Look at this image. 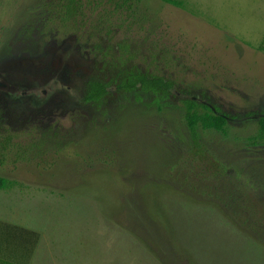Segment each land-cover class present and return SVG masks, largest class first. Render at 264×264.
I'll list each match as a JSON object with an SVG mask.
<instances>
[{"label":"rangeland","instance_id":"374dc122","mask_svg":"<svg viewBox=\"0 0 264 264\" xmlns=\"http://www.w3.org/2000/svg\"><path fill=\"white\" fill-rule=\"evenodd\" d=\"M88 1L90 21L100 20V6L113 8ZM177 1L132 0L127 27L84 39L42 27L50 0H0V101L13 119L46 117L29 159L0 166V177L15 182L0 189V231L30 232L0 250V262L264 264V146L198 129L197 149L174 100L158 109L150 97L110 90L80 101L88 78L112 76L91 42L116 52L127 38L122 54L131 49L140 66L164 64L180 92L199 86L198 97L203 91L225 111L264 113V0ZM28 24L39 46L24 36ZM36 89L45 99L28 95ZM253 118L231 123L232 134L253 133ZM219 176L239 187L234 195L216 185Z\"/></svg>","mask_w":264,"mask_h":264},{"label":"trees","instance_id":"16d2710c","mask_svg":"<svg viewBox=\"0 0 264 264\" xmlns=\"http://www.w3.org/2000/svg\"><path fill=\"white\" fill-rule=\"evenodd\" d=\"M163 1L171 3L175 6L179 5L177 0ZM102 2L103 0L99 3L101 4ZM107 2L109 4H113V8L108 6L106 9L105 7L100 6L96 15H99L98 17H101L102 19L100 18V20L90 21V17L93 14L90 5L92 4L91 1L50 0V2L47 3L49 5L46 13L44 16L42 15V17H45L42 27L44 26L49 32H53L56 30L55 27L57 26L56 28L61 31L68 30L76 36H82V38L86 36L84 39H89L92 38V36L96 37L97 35H100L103 31H105L106 35H109L114 28L120 30L123 25H126L127 27V24H125V21L122 18V14L129 17L128 10L132 11L134 18H136L132 0H116L115 4L112 0H107ZM33 25L35 24H28L27 27L22 29V31L25 32L24 36L26 39L30 38L38 41H32L30 43L31 45L39 46V42H41L42 37L33 38V36L30 35ZM33 30H38V27L35 26ZM96 40L97 42H91V51L96 59L99 61L100 59H103L105 61L103 64L107 65V68L112 71V76L105 81V78L94 74L88 81H86L80 100L81 102H98L109 94V89L111 87H114V89L120 93L131 94L133 99L137 101H142L143 98L150 97L152 102L148 104H154L158 109L161 107V104H166V100L168 102L169 100H174V102H177L176 105L181 106L182 120L184 121L188 129L189 136L197 149H202L200 146L201 144L198 143V141H200L198 129L213 130L219 132L222 136L232 138L233 140L242 139L247 145L264 146L263 112L254 114L248 109H243V111H245L239 112L241 113L239 116L225 111L212 103L203 91H201V96L198 97L193 91H195V89H199V86L194 88L193 85V87L190 86L189 90L184 89V92H180V89H176L177 82L172 78V74L165 70L164 64H162V66H156L153 65V60H150L146 61L147 65L143 64V66H140L135 62L136 57L130 54L132 51L131 49H128V53L125 52L127 56L122 54V50L126 51V49L131 46L130 41H128L127 38H123L121 42L117 43L116 52L112 50L110 45L106 46L104 50L96 48L95 45L98 46L99 44L98 38H96ZM82 43L87 45L90 42L84 40ZM124 47L126 48L124 49ZM143 58L144 56H142V59ZM143 62L144 61H142V63ZM149 67L151 69H149ZM41 110L43 111V109ZM252 113L253 115H256V118H253L256 125L255 131L245 137L239 136L236 132L232 134L231 123L233 125L235 120L250 118L253 116ZM33 116L35 118L29 121H19L17 119H13L12 117H9L8 112L4 109V106H2V102L0 103V166L5 165L4 163L10 160V162H20L29 159L27 156L32 153V148L35 147L34 138L36 136L33 134L38 133V126H41L39 134L41 133L44 128L41 125V119L46 118L38 112H35ZM45 131L46 130H43V132ZM40 143L45 144L44 141H41ZM47 150L48 149L43 148L42 153L47 154ZM43 161L45 162V160ZM46 165L51 166L52 164ZM233 175L234 176L231 177L237 179V172L235 169ZM216 181L219 183L216 184ZM216 181H214V183L218 187H221V190H224L225 192L223 193L227 196L234 195L236 192L235 189L239 188L233 181L230 182L231 180L228 185L232 188H228L225 180L222 178L220 179V176ZM14 184V181L0 177V189L10 187ZM227 189L230 190L227 191ZM177 191L179 193L182 192L179 190ZM238 192L242 193L243 191L238 190ZM218 198L221 201L220 206L222 209L229 212L233 208L232 204H230L232 202L222 200L220 197ZM227 214L228 216H233L230 213ZM14 228L15 227H11L10 232L7 231L10 239L12 240L13 247L18 246L19 237L21 235L25 242L29 241L25 238L27 235H30L29 231L26 229L18 230ZM15 258L16 259L13 258V261L16 262L8 261L6 264L25 263V261L20 260L19 257Z\"/></svg>","mask_w":264,"mask_h":264},{"label":"crops","instance_id":"0c3cea01","mask_svg":"<svg viewBox=\"0 0 264 264\" xmlns=\"http://www.w3.org/2000/svg\"><path fill=\"white\" fill-rule=\"evenodd\" d=\"M5 235H6L5 231H3V232L0 231V250H3L6 247H10V246L13 247L12 240L10 239V236L8 234H7V236H5ZM2 259H3V262H0V264H6V259L5 258H2ZM8 261L16 262V261H13V258H9ZM24 264H26V262Z\"/></svg>","mask_w":264,"mask_h":264},{"label":"clouds","instance_id":"9594fccd","mask_svg":"<svg viewBox=\"0 0 264 264\" xmlns=\"http://www.w3.org/2000/svg\"><path fill=\"white\" fill-rule=\"evenodd\" d=\"M59 87L66 88V86H63V85H60ZM69 93L72 94L71 90H69ZM23 95H24L23 90H20L17 93L13 94L14 98H22ZM28 95L35 96L37 99H41V100L45 99V97L42 95L41 90H39V89L29 91Z\"/></svg>","mask_w":264,"mask_h":264},{"label":"flooded vegetation","instance_id":"af4514ba","mask_svg":"<svg viewBox=\"0 0 264 264\" xmlns=\"http://www.w3.org/2000/svg\"><path fill=\"white\" fill-rule=\"evenodd\" d=\"M91 77H92V76H91ZM91 77H90V78H91ZM90 78H88L86 81H88ZM86 81H85V83H84V86H85V84H86ZM110 90H113V91H116V92L120 93L119 91L115 90L114 87H111V88L109 89V92H110ZM83 91H84V88H83ZM83 91H81L82 94H83ZM121 94H122V93H121ZM178 94H179V93H178ZM179 95H180V94H179ZM102 99H103V98H102ZM102 99H101V100H102ZM80 100H81V98H80ZM46 101H47V100H46ZM46 101H45V102H46ZM45 102H44V103H45ZM90 103H91V102H90Z\"/></svg>","mask_w":264,"mask_h":264}]
</instances>
